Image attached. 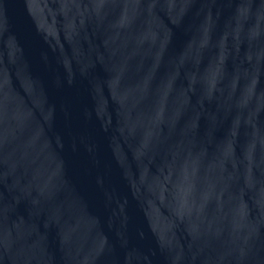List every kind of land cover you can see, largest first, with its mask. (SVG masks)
<instances>
[{"label": "water", "instance_id": "obj_1", "mask_svg": "<svg viewBox=\"0 0 264 264\" xmlns=\"http://www.w3.org/2000/svg\"><path fill=\"white\" fill-rule=\"evenodd\" d=\"M0 264H264V0H0Z\"/></svg>", "mask_w": 264, "mask_h": 264}]
</instances>
